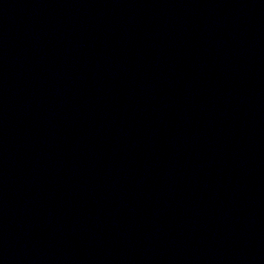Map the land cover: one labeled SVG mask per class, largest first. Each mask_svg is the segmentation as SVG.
<instances>
[{
    "label": "water",
    "instance_id": "obj_1",
    "mask_svg": "<svg viewBox=\"0 0 264 264\" xmlns=\"http://www.w3.org/2000/svg\"><path fill=\"white\" fill-rule=\"evenodd\" d=\"M0 264H264V0H0Z\"/></svg>",
    "mask_w": 264,
    "mask_h": 264
}]
</instances>
